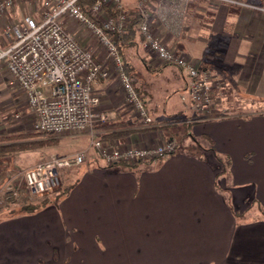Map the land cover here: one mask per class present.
Listing matches in <instances>:
<instances>
[{
  "label": "crops",
  "instance_id": "crops-1",
  "mask_svg": "<svg viewBox=\"0 0 264 264\" xmlns=\"http://www.w3.org/2000/svg\"><path fill=\"white\" fill-rule=\"evenodd\" d=\"M123 1L129 11L137 0ZM149 7L161 40L218 81L214 115L198 120L181 71L157 63L139 43L125 56L128 69L134 62L143 73L135 83L127 70L152 118L149 125L139 122L104 50L83 44L110 71L94 84L110 115L99 127L103 134L130 130L114 137L121 147L172 139L176 150L129 167L106 165L87 135L78 134L88 154L61 172L65 193L57 203L0 220V264H114L119 252L127 264H264V109L242 115L264 101V8L218 3L205 24L194 4L184 13L181 5L172 10L152 1ZM188 20L201 32L182 34ZM151 75L171 87L159 90ZM11 84L3 70L0 92L19 91ZM91 253L94 261L84 257Z\"/></svg>",
  "mask_w": 264,
  "mask_h": 264
},
{
  "label": "built area",
  "instance_id": "built-area-1",
  "mask_svg": "<svg viewBox=\"0 0 264 264\" xmlns=\"http://www.w3.org/2000/svg\"><path fill=\"white\" fill-rule=\"evenodd\" d=\"M158 8H176V0H137L136 10L141 22L138 32L142 49L157 63L177 67L185 78L191 108L198 120H203L215 107L213 89L219 86L211 74L177 50L168 47L154 32L149 4ZM188 0H184V4ZM78 0H0V73L5 70L12 88L24 94L32 115V128L51 136L86 134L98 158L104 164L135 163L163 158L176 150L172 139L151 147H121L101 138L100 126L110 118L100 106L94 84L108 79L110 71L84 47L64 20H73L93 35L113 64L124 101L139 122L149 125L152 118L125 72L117 45L111 33L125 32L129 22L123 0H103L113 14L104 10L101 2L92 4L84 13ZM18 8H26L21 16ZM11 16V17H10ZM87 150L65 158L50 159L28 168L23 180L32 195H43L60 187L61 170L84 163Z\"/></svg>",
  "mask_w": 264,
  "mask_h": 264
},
{
  "label": "rangeland",
  "instance_id": "rangeland-1",
  "mask_svg": "<svg viewBox=\"0 0 264 264\" xmlns=\"http://www.w3.org/2000/svg\"><path fill=\"white\" fill-rule=\"evenodd\" d=\"M137 2V1H136ZM191 4H194V6L199 7L198 10L200 13H203L202 20L205 22H208V20L211 18V13L213 12L214 6L218 3L227 4L230 6H235L237 8H264V0H188L186 4H184V0H176V7L185 6L184 9H182V12H186L185 10L186 6L188 7ZM123 5L125 8V4L123 1ZM193 7V6H192ZM135 8V6L133 7ZM21 12L26 10V8H18ZM170 9V8H169ZM172 9V8H171ZM172 9V10H176ZM188 9V8H186ZM126 10V9H125ZM151 12V11H150ZM191 12V11H190ZM193 13H190V18L193 20ZM21 16V14H19ZM152 16V15H151ZM70 19V18H69ZM64 20V23L66 26L71 28L74 32L76 37H78V41L83 44H90L89 48L91 46H97L101 49L99 43L97 42L96 38L91 35L87 30L82 29L78 26L77 22L73 20ZM198 19L197 17L194 19ZM190 22V20H188ZM200 22L201 20L198 19ZM202 23V21L200 22ZM152 24V22H151ZM204 24V26H205ZM189 27L183 28V33H193L196 31L201 32V30H196L198 27L197 21L194 23V21L187 24ZM193 27H195L193 29ZM197 27V28H196ZM206 27V26H205ZM152 28L154 29L153 25ZM155 32V29H154ZM156 33V32H155ZM206 34V31L204 32ZM157 35V34H156ZM187 35V34H186ZM158 36V35H157ZM159 37V36H158ZM160 38V37H159ZM161 39V38H160ZM163 41V40H162ZM164 42V41H163ZM165 43V42H164ZM167 44V43H166ZM85 46V45H84ZM169 48L174 49L173 47ZM91 50V49H90ZM178 51V50H177ZM181 53V51H180ZM183 54V53H182ZM185 57H187L185 54H183ZM189 58V57H187ZM192 60L191 58H189ZM194 61V60H193ZM197 62V61H195ZM199 63V62H197ZM160 64V63H159ZM164 65V64H163ZM137 71L139 73H137ZM128 73L131 76L132 81L137 83V80L139 79V75H142V71L138 67H134V62H132L131 67L128 69ZM148 78V76H147ZM145 77V82L147 80ZM151 80L153 82H156V87H161L162 85L165 87H169L170 84H166L167 80L163 77H157L151 75ZM213 79V78H212ZM171 87V86H170ZM157 89V90H158ZM215 89V88H214ZM160 90V89H159ZM158 90V92L161 94V92ZM12 90H8L6 88L5 91L0 92V138L4 136H15V138L20 137L21 143L25 144L26 142H31V147L28 149H20L17 151H13L11 153H8L6 155L0 156V218L7 215V212L9 209H6L3 207V203L1 202V195L5 191H9L12 188H20L22 191L26 193V195L32 197V200H35L41 195H32L29 193L28 189L26 188V185L23 180V173L26 169L36 166L37 164L44 162L51 157L56 158H65L71 155H74L75 153L85 150L86 145L83 146L79 144L82 139H79L78 133H70V134H61L58 136H51L47 134L39 135L36 133L35 130L32 128V115L29 112V109L26 104V98L24 94L19 90H16L15 94L12 95ZM213 95V93H212ZM214 101L215 96L213 95ZM255 108H252L249 111H244L242 115H246L247 113H253V112H262L264 109V101L258 100L257 103L254 104ZM192 107V106H191ZM192 111L195 113V111L192 109ZM231 111L233 113H239L241 111L240 109L232 108ZM213 116V112L211 113ZM29 134V135H28ZM32 134V135H31ZM84 139H88L90 142V138L87 136H84ZM17 140V139H15ZM84 143V142H83ZM90 147V143H89ZM183 147V146H182ZM180 149H183V148ZM61 172H64V169L61 170ZM60 182H61V174H60ZM60 187H62L60 185ZM60 187H56L53 190L47 192V193H54L59 190ZM46 193V194H47ZM52 205V204H50ZM3 207V208H2ZM11 207L17 208V204L12 205ZM84 255L85 258L91 257L90 260L93 259L94 261V255L93 253ZM97 255V254H96ZM89 260V261H90ZM102 259H98V262ZM155 260V259H153ZM166 261V260H165ZM91 263H95L90 261ZM103 264H110V261H106L103 259ZM99 264V263H98ZM114 264H127V255L123 252H119V254H116L115 262Z\"/></svg>",
  "mask_w": 264,
  "mask_h": 264
},
{
  "label": "trees",
  "instance_id": "trees-1",
  "mask_svg": "<svg viewBox=\"0 0 264 264\" xmlns=\"http://www.w3.org/2000/svg\"><path fill=\"white\" fill-rule=\"evenodd\" d=\"M96 2H101L103 4L104 10L109 12V14H113V12L109 10L107 5L103 3V0H78L77 4L84 13H87L89 7ZM126 12L128 14L129 22L127 24V28L125 32L120 33V34L111 33L110 37L113 40V42L117 45V48L122 58V64H123L124 70L127 73L128 62L125 61L126 52L128 49H133L137 47L139 43H141V36L138 32V26L141 22V17H140L139 12L136 10V8L130 9L129 11L126 10ZM164 65H170V64H164ZM129 132L130 130H124L119 133H108V134L102 133L101 138L113 142V140L115 139L114 137H117V138L124 137ZM36 133L39 135L43 134L41 132H36ZM19 139L20 137L15 138V136H4L0 138V156L6 155L13 151H17V150L24 149V148L28 149L29 147H31L32 145L31 142H26L25 144H23L19 142L20 141ZM196 145L198 146V144ZM208 150L213 151L214 149L208 148ZM216 157H217V154H216ZM138 162H135V163L121 162V163L125 165L124 167L126 166L129 167V166H132L133 164L136 165ZM64 193H65L64 189L59 188V190L54 193L52 192V193L41 195V197L37 198L34 202V200H32V197L26 195V193L22 191L20 188H16V189L12 188L9 191H5L1 195V202L3 203V207L9 210L7 212V215L1 217L0 220L7 218L9 216L17 215V214L35 213L36 211L50 204H56L58 199L62 195H64ZM15 204H17V208L11 207L12 205H15ZM231 211L236 217L244 215V212L236 213L233 210ZM261 212L264 216V210H261Z\"/></svg>",
  "mask_w": 264,
  "mask_h": 264
}]
</instances>
